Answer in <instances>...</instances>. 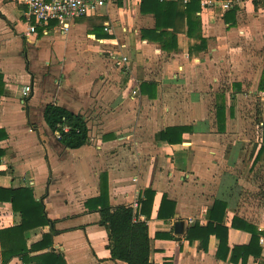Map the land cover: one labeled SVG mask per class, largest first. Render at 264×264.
I'll use <instances>...</instances> for the list:
<instances>
[{
  "label": "crops",
  "instance_id": "crops-1",
  "mask_svg": "<svg viewBox=\"0 0 264 264\" xmlns=\"http://www.w3.org/2000/svg\"><path fill=\"white\" fill-rule=\"evenodd\" d=\"M25 10L18 0H0V188H28L50 221L33 227V220L23 232L26 260L19 254L4 263L1 231L6 242L23 217L0 191V264H37L46 252L63 254L65 264H128L111 258L96 201L104 184L112 206H132L154 191L149 216L140 215L152 264H264V193L251 195L264 191V179L258 187L251 174L264 170V151L256 159L264 0L229 9L200 0H116L73 19L67 31L54 20L35 34L26 33ZM252 95L261 99L253 114ZM49 103L85 118V144L65 147L45 121ZM169 127L182 128L173 134L181 132L178 142ZM164 196L175 207L160 218ZM24 197L20 203L33 208ZM47 233L51 240L31 249Z\"/></svg>",
  "mask_w": 264,
  "mask_h": 264
},
{
  "label": "trees",
  "instance_id": "trees-1",
  "mask_svg": "<svg viewBox=\"0 0 264 264\" xmlns=\"http://www.w3.org/2000/svg\"><path fill=\"white\" fill-rule=\"evenodd\" d=\"M160 2L161 0H157ZM163 2V1H161ZM54 20L49 22L53 23ZM42 25H39L40 28ZM259 88L264 89V75L261 79ZM223 97V95L221 96ZM224 103L218 104L217 114L222 115L224 113ZM44 118L47 125L53 130L58 132L59 140L68 148H77L82 146L88 141V128L85 118L81 114H76L69 111L63 106L58 104L49 103L44 110ZM68 130H66V128ZM262 145L256 156V159L260 157L264 151V120L262 123ZM181 127H169L167 130L172 134L169 137L171 142H178L181 139V132L174 137L173 134L176 130H181ZM4 133V132H3ZM2 133V135H3ZM4 136V135H3ZM163 136V133H162ZM1 139V137H0ZM4 150L0 147V157L3 155ZM1 192H6L11 198L13 207L20 209L22 213V223L7 232H9L10 237L5 242L2 239L1 231V246H2V258L3 262L6 263L14 255H22V259L26 260V253L29 251L25 244L22 243V234L26 229L37 227L42 224L49 222L50 219L47 218L43 204L38 203L32 198L31 191L26 187L13 188H0ZM144 196L139 197V205L133 208L129 205H116L112 206L108 202V189L107 185L104 184L101 187V194L96 199L99 206V212L101 215V223L105 225L109 234L108 248L111 252L112 259H120L126 261L128 264H152L149 261V233L148 225L145 220L140 219V215L149 216L151 211V205L153 201L154 191L151 189L145 190ZM27 197L28 203L31 202L33 208L27 206L29 210H26L25 204L27 202L20 203L21 198ZM1 197V195H0ZM25 198V197H24ZM221 203L220 201H215L214 204ZM175 202L169 200L167 196L163 197L161 206L158 211V217L167 218L171 217L174 212ZM169 211L166 212V209ZM215 219V218H214ZM217 226L222 223L221 218L216 221ZM239 225L233 221V226ZM223 230H226V227ZM244 229L249 231H254L255 227L250 224H244ZM6 232V231H5ZM220 234V233H219ZM51 233L44 234L43 239L36 242L31 246V249H42L43 246L51 240ZM221 243L226 244V239L220 238ZM37 264H65V259L63 254H54L52 252H46L36 256Z\"/></svg>",
  "mask_w": 264,
  "mask_h": 264
},
{
  "label": "built area",
  "instance_id": "built-area-1",
  "mask_svg": "<svg viewBox=\"0 0 264 264\" xmlns=\"http://www.w3.org/2000/svg\"><path fill=\"white\" fill-rule=\"evenodd\" d=\"M25 5V16L28 20L27 34H35L38 31V26H47L51 20L59 23L63 31H67L70 22L84 15L97 14L99 9L106 6L110 2L116 0H18ZM169 1V0H161ZM184 4L190 3L193 0H176ZM205 8L219 5L223 9H229L243 0H200ZM45 33L46 30H45ZM121 63L126 66L129 63V57L124 55ZM31 93V85H26L23 88V96L27 98ZM139 205V198L136 197L132 203V207L136 208ZM263 241V239H261Z\"/></svg>",
  "mask_w": 264,
  "mask_h": 264
},
{
  "label": "rangeland",
  "instance_id": "rangeland-1",
  "mask_svg": "<svg viewBox=\"0 0 264 264\" xmlns=\"http://www.w3.org/2000/svg\"><path fill=\"white\" fill-rule=\"evenodd\" d=\"M252 98H253V104H255V108H254V105H253V107L250 109L249 108V111L250 112H252V114H253V111H255V109H257L258 111L259 110H261V105H259L261 102H260V96H255V95H252ZM246 110H247V108H246ZM249 111H248V113H249ZM253 125V124H252ZM251 125V127H250V129H249V132H250V134H251V136H253V138H254V141H255V139H256V128H255V126L253 125L252 126ZM252 138V139H253ZM251 142H253V141H251ZM251 174L253 175V177L255 178L256 177V175L258 174V176H259V178H258V180H256V184H258V187H260V184L262 183V179H264V170H262L261 171V169L260 168H258L257 170H255L254 172H251ZM253 178V179H254ZM262 189V188H261ZM264 193V191H261L260 190V188L258 189V190H255V191H253V193H251V195H256V193ZM257 195H259V194H257Z\"/></svg>",
  "mask_w": 264,
  "mask_h": 264
},
{
  "label": "water",
  "instance_id": "water-1",
  "mask_svg": "<svg viewBox=\"0 0 264 264\" xmlns=\"http://www.w3.org/2000/svg\"><path fill=\"white\" fill-rule=\"evenodd\" d=\"M183 227H184V221L183 220H177L174 223V230H175L176 233L183 232Z\"/></svg>",
  "mask_w": 264,
  "mask_h": 264
}]
</instances>
